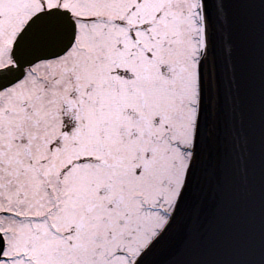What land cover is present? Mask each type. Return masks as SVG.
Listing matches in <instances>:
<instances>
[{"label":"snow or ice","instance_id":"6c2138e0","mask_svg":"<svg viewBox=\"0 0 264 264\" xmlns=\"http://www.w3.org/2000/svg\"><path fill=\"white\" fill-rule=\"evenodd\" d=\"M0 264H264V0H0Z\"/></svg>","mask_w":264,"mask_h":264}]
</instances>
